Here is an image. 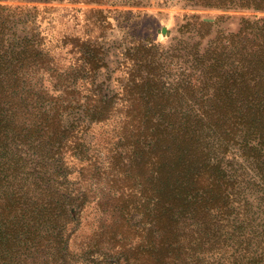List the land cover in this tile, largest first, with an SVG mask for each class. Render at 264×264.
<instances>
[{
	"label": "rangeland",
	"instance_id": "374dc122",
	"mask_svg": "<svg viewBox=\"0 0 264 264\" xmlns=\"http://www.w3.org/2000/svg\"><path fill=\"white\" fill-rule=\"evenodd\" d=\"M0 7L10 17L8 47L19 52L26 44L38 57L19 68L25 75L17 89L21 102L57 104L63 128L69 129L51 159L59 165L50 167L53 187L60 190L56 198L31 186L24 169L20 181L8 184L28 211L0 214V264H197V252L203 253V264H264V185L239 137L222 151L230 188L218 203L225 210L213 216L215 224L221 219L220 228L200 245L191 220L175 226L167 217L154 218L149 191L157 177L154 161L165 155L167 168L178 153V137L157 144L148 118L145 130L125 128L134 87L155 79L150 74H158L165 93L177 90L169 107L191 111L200 105L195 52L216 47L221 39L238 42L232 35L243 19L263 18V12L202 8L184 0H0ZM244 46L247 52L258 49ZM88 53L96 55L98 67L89 66ZM103 94L109 95L108 111L92 116L90 107ZM207 140L214 158L218 146ZM45 200L56 209L73 202L77 214L41 216L37 209H44ZM159 223L165 226L159 229ZM162 238L166 245L153 251L150 241Z\"/></svg>",
	"mask_w": 264,
	"mask_h": 264
},
{
	"label": "trees",
	"instance_id": "16d2710c",
	"mask_svg": "<svg viewBox=\"0 0 264 264\" xmlns=\"http://www.w3.org/2000/svg\"><path fill=\"white\" fill-rule=\"evenodd\" d=\"M184 1L202 8L264 13V0ZM5 11V7H0V214L10 215L28 211L14 197L15 193L8 190L10 182L21 180L22 169L30 176L31 186L45 197L56 198L55 193L60 190L53 187L55 173L50 172V167L53 164L57 169L59 165L52 163L51 159L58 156L59 147L67 140L69 129L63 128L61 107L57 104L49 107L40 103L30 107L21 102L17 89L25 75L19 68H24L27 63L32 64L38 57L36 51L26 44L19 52L8 47L11 27L10 17L5 15ZM232 38L239 41L225 42L221 39L216 47L195 52L199 70L194 86H199L202 93V96L196 97L200 105L191 106V111L181 106L179 109L169 107L172 97H179L178 92L174 94L177 90L173 94L165 93L162 80H157L158 74H150L155 79L144 78L140 85L134 87L136 102L128 107L129 120L125 123V128L136 125L138 129L145 130L146 118L150 119L152 138L157 144L171 142L174 134L178 137V153L170 160L168 167L165 155L159 156L158 163L154 161L157 177L152 176L155 182L149 188L151 201L154 202V218L163 221L167 217L175 222V226L176 223L180 222L181 225L191 220L196 227V232L193 229L192 233L199 236L197 240L200 245L202 241L210 240L215 227L220 228L218 224L221 219L215 224L213 216L222 209L218 203L223 202V196L230 188L226 172L223 171L222 151L229 149L231 142L238 137L246 159H253L251 163L257 174L255 178L264 185V17L243 19L242 26ZM245 42L258 49L247 52ZM238 43L242 44L235 48ZM90 54L85 58L87 63L98 67L96 55ZM151 82L154 87L149 86ZM181 83L183 86L184 82ZM22 90L29 102L32 101V96L29 97L28 92ZM108 98L109 95L103 94L98 103L90 107L92 116H102L108 111L105 101ZM213 134L222 135L217 138ZM208 138L214 139L218 146V152H215L218 155L214 158L212 151H209L212 141ZM156 156L154 154L151 159ZM42 206L44 209L39 207L38 214L45 217L56 215L57 218V214L61 213L77 214L73 202L68 205L62 203L56 209L45 200ZM244 210L248 214L250 209L245 205ZM35 212L30 211L31 215ZM210 214L212 219L207 222L205 219ZM226 214L227 225L230 226L233 221L227 211ZM162 226L165 225L158 224L159 229ZM150 242L155 245L153 251L160 250L167 243L163 238ZM202 254L197 252V264H203ZM108 262L111 263L110 260ZM227 264L234 263L228 261Z\"/></svg>",
	"mask_w": 264,
	"mask_h": 264
},
{
	"label": "water",
	"instance_id": "95a60500",
	"mask_svg": "<svg viewBox=\"0 0 264 264\" xmlns=\"http://www.w3.org/2000/svg\"><path fill=\"white\" fill-rule=\"evenodd\" d=\"M207 20L211 21V19H207Z\"/></svg>",
	"mask_w": 264,
	"mask_h": 264
}]
</instances>
